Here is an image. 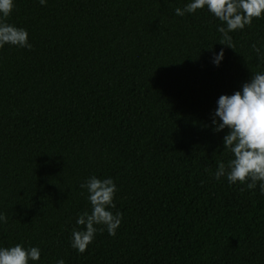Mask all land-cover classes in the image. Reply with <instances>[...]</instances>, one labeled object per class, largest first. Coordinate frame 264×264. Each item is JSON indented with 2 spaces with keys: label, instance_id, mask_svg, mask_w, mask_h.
Wrapping results in <instances>:
<instances>
[{
  "label": "trees",
  "instance_id": "obj_1",
  "mask_svg": "<svg viewBox=\"0 0 264 264\" xmlns=\"http://www.w3.org/2000/svg\"><path fill=\"white\" fill-rule=\"evenodd\" d=\"M188 2L15 0L32 48L0 49V246H38L35 264H264V196L214 178L232 154L210 125L264 71V16L230 47L206 9L174 14ZM91 175L113 178L123 218L79 253Z\"/></svg>",
  "mask_w": 264,
  "mask_h": 264
},
{
  "label": "clouds",
  "instance_id": "obj_2",
  "mask_svg": "<svg viewBox=\"0 0 264 264\" xmlns=\"http://www.w3.org/2000/svg\"><path fill=\"white\" fill-rule=\"evenodd\" d=\"M39 3L46 6L47 0H39ZM14 7L15 0H0V49L5 45L31 49L27 29L7 21ZM198 9H206L221 22L217 25L222 36L220 43L232 47L229 33L251 24L253 18L264 16V0H189L183 8L176 7L173 11L183 16ZM254 50L264 63V55H260L259 49ZM224 56L223 48L213 51L210 62L218 67ZM210 125L213 132L227 129L223 146L232 154L226 166L218 165L214 178L224 177L229 185L239 184L250 190L258 187L259 194L264 196V71L253 73L250 80L232 94H221ZM80 188L86 191L91 208L77 215L75 224L83 227L73 228L71 247L84 253L98 232L106 230L108 235L115 236L123 216L118 209L113 211L118 188L112 177L91 175ZM0 223H6L3 213H0ZM40 258L38 246L25 247L22 243L0 246V264H35ZM56 264H65V261L57 259Z\"/></svg>",
  "mask_w": 264,
  "mask_h": 264
}]
</instances>
